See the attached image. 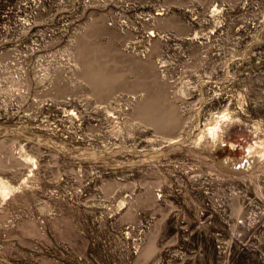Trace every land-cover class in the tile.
<instances>
[{
  "label": "rangeland",
  "instance_id": "374dc122",
  "mask_svg": "<svg viewBox=\"0 0 264 264\" xmlns=\"http://www.w3.org/2000/svg\"><path fill=\"white\" fill-rule=\"evenodd\" d=\"M0 264H264V0H0Z\"/></svg>",
  "mask_w": 264,
  "mask_h": 264
},
{
  "label": "bare ground",
  "instance_id": "6f19581e",
  "mask_svg": "<svg viewBox=\"0 0 264 264\" xmlns=\"http://www.w3.org/2000/svg\"><path fill=\"white\" fill-rule=\"evenodd\" d=\"M104 92L106 93V91H104ZM104 92H102V93H104ZM216 125H218V124H216ZM218 127L214 125V127L212 126L211 128H209L208 129V134L210 136L212 135L214 137L216 132H217V130L219 129ZM216 136H218V133H217ZM254 162H255L254 157L249 155L248 157H244L241 160L234 161L232 164L229 163L228 160H224L223 161V165H224V167H228V168H231V169H236V170L242 171V170H246V169L248 170L254 164Z\"/></svg>",
  "mask_w": 264,
  "mask_h": 264
}]
</instances>
